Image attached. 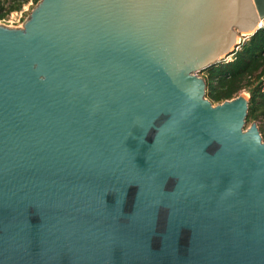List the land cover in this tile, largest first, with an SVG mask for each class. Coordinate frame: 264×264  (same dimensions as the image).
Here are the masks:
<instances>
[{
    "label": "water",
    "instance_id": "95a60500",
    "mask_svg": "<svg viewBox=\"0 0 264 264\" xmlns=\"http://www.w3.org/2000/svg\"><path fill=\"white\" fill-rule=\"evenodd\" d=\"M264 0H39L0 22V264H264V137L202 71ZM240 38H243V40Z\"/></svg>",
    "mask_w": 264,
    "mask_h": 264
},
{
    "label": "trees",
    "instance_id": "16d2710c",
    "mask_svg": "<svg viewBox=\"0 0 264 264\" xmlns=\"http://www.w3.org/2000/svg\"><path fill=\"white\" fill-rule=\"evenodd\" d=\"M30 0H0V20L20 11ZM37 3L39 0H34ZM207 97L214 103L250 95L247 123L257 121L264 137V26L245 39L232 58L202 71Z\"/></svg>",
    "mask_w": 264,
    "mask_h": 264
},
{
    "label": "rangeland",
    "instance_id": "374dc122",
    "mask_svg": "<svg viewBox=\"0 0 264 264\" xmlns=\"http://www.w3.org/2000/svg\"><path fill=\"white\" fill-rule=\"evenodd\" d=\"M37 3H35L34 0H30L28 3H26L23 8L20 11L12 12L6 19L7 24L11 26H21L23 21L29 16L31 10L34 8V6ZM243 40V38H242ZM232 58V55L229 56V60ZM200 75L203 76L202 73ZM250 126V123L247 124L246 127Z\"/></svg>",
    "mask_w": 264,
    "mask_h": 264
},
{
    "label": "built area",
    "instance_id": "2783aa9c",
    "mask_svg": "<svg viewBox=\"0 0 264 264\" xmlns=\"http://www.w3.org/2000/svg\"><path fill=\"white\" fill-rule=\"evenodd\" d=\"M0 22H1V23H5V24H7L6 19L0 20ZM8 25H9V24H8Z\"/></svg>",
    "mask_w": 264,
    "mask_h": 264
},
{
    "label": "bare ground",
    "instance_id": "6f19581e",
    "mask_svg": "<svg viewBox=\"0 0 264 264\" xmlns=\"http://www.w3.org/2000/svg\"><path fill=\"white\" fill-rule=\"evenodd\" d=\"M242 38H240V40H241Z\"/></svg>",
    "mask_w": 264,
    "mask_h": 264
}]
</instances>
